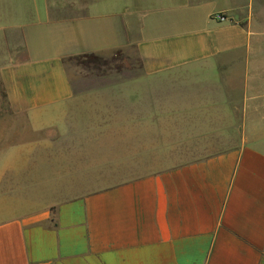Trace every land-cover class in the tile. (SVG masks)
<instances>
[{
    "label": "crops",
    "instance_id": "obj_1",
    "mask_svg": "<svg viewBox=\"0 0 264 264\" xmlns=\"http://www.w3.org/2000/svg\"><path fill=\"white\" fill-rule=\"evenodd\" d=\"M7 36L0 264H264V130L243 120L264 115L263 98L232 95L227 77L160 78L264 38V0H0V48ZM129 48L141 76L123 94L74 92L68 59ZM183 145L221 151L35 201L50 183L98 182L102 167L162 166ZM18 190L30 198L15 209Z\"/></svg>",
    "mask_w": 264,
    "mask_h": 264
},
{
    "label": "rangeland",
    "instance_id": "obj_2",
    "mask_svg": "<svg viewBox=\"0 0 264 264\" xmlns=\"http://www.w3.org/2000/svg\"><path fill=\"white\" fill-rule=\"evenodd\" d=\"M8 37V36H7ZM5 37L3 39V46L0 48V66L6 64L12 60H15V53L13 50L12 39L10 37ZM129 51H120L114 53H104L97 55L101 58V63L93 64L88 57L79 56L75 58L68 59L66 61V68L69 72L71 78V83L73 90L76 94H81L85 97H90L96 95L94 100L99 99L100 95H121L125 92V81L130 79L138 78L141 76L140 62L137 54L133 48H129ZM225 62V65L220 69L216 68L221 63ZM230 63L228 66L227 64ZM203 65V66H202ZM205 69H182L175 73L163 75L160 78H169L173 80H186L190 78H221L227 77L231 78V86L227 85L226 89L231 90V94L234 96H240L241 98L244 95H247L248 100H251L254 96H260L263 98L260 102L262 107V112L264 113V38L254 37L251 39V46L244 47L243 49L230 53L227 56L223 57V60H213L201 64V67ZM212 67V68H211ZM140 88L139 85H133V91L138 92ZM160 93L165 95H172L179 93V96L189 95V90H192V87L188 86H167L162 85L158 87ZM202 89V88H201ZM99 95V98H98ZM178 96V97H179ZM99 106L109 104L97 103ZM85 107L91 108V105L94 104L92 101H85ZM251 103V102H250ZM122 102L113 103L114 108L120 109ZM245 102V108H246ZM250 105V104H249ZM9 110L5 95L2 91L0 83V122L7 121L9 118L6 117L7 111ZM241 113V110L238 112ZM250 118H244L243 120L248 122V126L256 129L264 130V115H254L252 111L248 114ZM231 115L229 114V117ZM170 119L168 122H170ZM228 121H231V118H228ZM251 123V124H250ZM170 124V123H169ZM4 126L9 127L6 123ZM240 139L239 134L229 136L228 142H235ZM221 150L214 149H194L183 145L181 148L176 150H165L164 154L161 155L163 165L162 166H124V165H115L110 167H102L100 172V179L96 181H84L83 185L78 184L74 187H69V189H63L59 186V183H50L51 190L48 192H43L42 199H36V202H53L60 200L61 195L67 193H75L80 191L83 187L85 189L103 187L112 184L121 182L122 180L128 178L132 170H137L138 172H146L152 169H163L169 168L174 163L191 161L202 159L208 155L217 153ZM160 157V156H159ZM49 184V187H50ZM30 198L29 195L23 194L21 191L15 192V209L19 200L23 198ZM34 200V199H33ZM35 202V203H36ZM16 212V211H15ZM4 213L0 212V216H3Z\"/></svg>",
    "mask_w": 264,
    "mask_h": 264
},
{
    "label": "trees",
    "instance_id": "obj_3",
    "mask_svg": "<svg viewBox=\"0 0 264 264\" xmlns=\"http://www.w3.org/2000/svg\"><path fill=\"white\" fill-rule=\"evenodd\" d=\"M86 57H88L93 64H99L102 61L101 58L97 55H87Z\"/></svg>",
    "mask_w": 264,
    "mask_h": 264
}]
</instances>
